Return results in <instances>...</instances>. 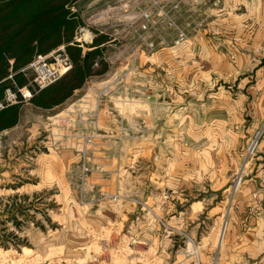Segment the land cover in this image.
Segmentation results:
<instances>
[{
    "label": "crops",
    "instance_id": "crops-1",
    "mask_svg": "<svg viewBox=\"0 0 264 264\" xmlns=\"http://www.w3.org/2000/svg\"><path fill=\"white\" fill-rule=\"evenodd\" d=\"M200 17L203 31L181 45L136 51L135 69L111 92L98 90L110 79L98 88L101 82H89L87 94L55 115L53 139L38 158L40 178L31 185L33 191L56 188L55 231L64 233L63 254L81 255L91 238L122 229L153 246L151 264H264V0H223L219 8L203 7ZM131 63L121 62L115 73ZM79 115L95 138L91 163L107 170L88 179L83 200L75 184L83 158L64 124L72 121L73 128ZM262 128L258 158L223 234L227 185ZM102 191L146 201L196 241L199 258L182 252L183 237L165 232L137 202L114 203ZM14 196L19 202L30 197L7 199Z\"/></svg>",
    "mask_w": 264,
    "mask_h": 264
},
{
    "label": "built area",
    "instance_id": "built-area-1",
    "mask_svg": "<svg viewBox=\"0 0 264 264\" xmlns=\"http://www.w3.org/2000/svg\"><path fill=\"white\" fill-rule=\"evenodd\" d=\"M222 2L223 0H121L120 4L125 16L131 17L138 22L136 31L141 37L166 35L165 32L160 31L159 23L163 21L169 28L174 30L175 36L178 38L174 42V45L177 46L185 43L192 33H199V31H203L206 28L205 18L200 17V11L203 7L209 5L214 9L219 8ZM211 33L214 34V30H211ZM94 38L95 34L87 24L80 25L75 32L72 44H76L85 50L86 46L93 43ZM147 46L153 49L155 43L149 40L147 41ZM232 59H235L233 55ZM136 60L135 56L127 71L112 76L108 84H105V82L100 88L102 89L100 95L111 92L112 89L120 84L123 78L135 69ZM71 67V58L66 52L65 46L61 45L49 54H37L27 68L34 74L31 82L38 90H41L57 81ZM9 77L12 78L13 75L11 74ZM32 97L33 92L28 86L18 87L16 90L7 88L4 101L0 102V110L8 105L30 101ZM94 116L95 120H97L96 113H94ZM77 121L71 133L77 140V146L80 147L83 158L77 182L75 183L83 200V196L88 189V179L94 174L104 176L107 170L102 165H93L91 163L90 152L93 149L95 138L88 128L85 127L82 115L78 116ZM262 131L263 128L258 130L248 144L243 154L241 165L236 170L229 187L228 203L226 204L228 208L225 211L222 222V225L225 222L223 234H225L228 225L232 203L241 187L251 176L250 168L252 162L255 158H258ZM262 188H264V174L262 176ZM254 197L257 198V192L254 193ZM102 198L114 203L126 200L137 202L138 205L159 220L165 232H176L183 237L185 245L181 249L182 252L199 258V247L196 241L159 218L146 201L136 200L120 192L111 193L109 191H102ZM95 244H97L96 247H94ZM83 251L82 255L75 257H66L62 253L53 258L46 259L42 264H151V259L156 254L150 243L132 237L122 229L118 232L116 230L109 231V234H105L104 231L101 232L95 238L90 239L88 246L83 248Z\"/></svg>",
    "mask_w": 264,
    "mask_h": 264
},
{
    "label": "rangeland",
    "instance_id": "rangeland-1",
    "mask_svg": "<svg viewBox=\"0 0 264 264\" xmlns=\"http://www.w3.org/2000/svg\"><path fill=\"white\" fill-rule=\"evenodd\" d=\"M120 3L121 0H80L77 5L85 20L82 25L87 24L94 34L97 32L96 29L109 34V41L105 50V58L110 64L107 74L102 78L89 80L70 100L57 107L43 109L34 106L30 101L20 103L22 104V110L19 122L14 127L0 133V203H6L9 200L7 197L10 195L26 193L30 196L28 197L30 201L27 203L34 204V207L30 210L31 216L35 214L36 220L41 221L43 225L48 227L47 230H43L31 223L30 227H26L23 231H16L19 238L24 240L26 244L17 247L11 246L10 248L0 246V264H42L46 259L62 254L65 250L61 247L65 238L64 233L55 231L58 228L55 223V218H57L55 213L58 211V206L54 202L55 196H53L56 188L46 191L44 188L37 187L33 191L34 187L31 185L36 184L40 178L38 158L43 150V144L47 140L53 139L54 134L49 126L57 120L55 115L71 105L72 101L81 94H87L88 89H90L87 86L89 82V87L93 86V83L101 82V84H97L96 88H98V86H102L103 81L118 75L115 71L121 70L120 63L132 62L136 56V51L142 49L151 51L160 47H167L174 44L178 39L176 36L167 35L141 37L136 31L138 22L125 16ZM159 25L161 32H168L169 26L165 22L162 21ZM149 40L155 43L153 49L147 46ZM89 46H86L87 48L84 51H88ZM129 68L130 66L125 71ZM98 90L100 93L102 89ZM66 122L68 123L67 127L65 126V131L68 130L71 133L72 121L65 120L64 124ZM231 183L232 181L228 183L227 187ZM228 196L226 193L223 198L224 215L228 208L226 205ZM36 197H39L40 200H36ZM237 203L236 196L230 214ZM45 211L51 221L45 219L43 215ZM9 224V227L13 226L11 223ZM96 246L97 244L94 245V247ZM68 252L69 250L66 249V257H74L70 256ZM78 255L80 254L76 256ZM154 258L151 259L152 263Z\"/></svg>",
    "mask_w": 264,
    "mask_h": 264
},
{
    "label": "trees",
    "instance_id": "trees-1",
    "mask_svg": "<svg viewBox=\"0 0 264 264\" xmlns=\"http://www.w3.org/2000/svg\"><path fill=\"white\" fill-rule=\"evenodd\" d=\"M79 1L0 0V102L4 101L7 88L16 90L28 86L33 92L30 102L38 108L51 109L70 100L89 80L107 74L110 67L105 58L107 32L96 29L88 51L72 44L77 28L85 23L77 7ZM61 45L71 58V69L51 85L38 90L31 82L34 74L27 67L37 54H49ZM21 110L22 104L8 105L0 110V133L19 122ZM27 198L19 202L14 196L0 210V246L10 248L26 244L16 232L22 231L25 223L46 230L35 214L31 216L34 204H28ZM43 215L51 221L46 211ZM7 222H11L14 229Z\"/></svg>",
    "mask_w": 264,
    "mask_h": 264
},
{
    "label": "bare ground",
    "instance_id": "bare-ground-1",
    "mask_svg": "<svg viewBox=\"0 0 264 264\" xmlns=\"http://www.w3.org/2000/svg\"><path fill=\"white\" fill-rule=\"evenodd\" d=\"M225 223V222H224Z\"/></svg>",
    "mask_w": 264,
    "mask_h": 264
}]
</instances>
